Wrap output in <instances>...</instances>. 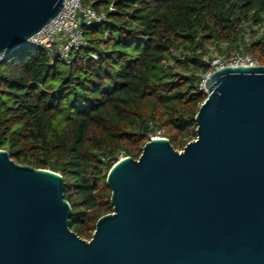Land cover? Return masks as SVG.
<instances>
[{
	"label": "water",
	"instance_id": "obj_1",
	"mask_svg": "<svg viewBox=\"0 0 264 264\" xmlns=\"http://www.w3.org/2000/svg\"><path fill=\"white\" fill-rule=\"evenodd\" d=\"M63 1L0 0V53ZM205 87L194 139L152 137L112 165V212L88 240L69 228L61 175L0 149V264H264V66L216 70Z\"/></svg>",
	"mask_w": 264,
	"mask_h": 264
},
{
	"label": "trees",
	"instance_id": "obj_2",
	"mask_svg": "<svg viewBox=\"0 0 264 264\" xmlns=\"http://www.w3.org/2000/svg\"><path fill=\"white\" fill-rule=\"evenodd\" d=\"M82 4L107 21L83 25L86 44L69 66L30 47L0 65V149L61 175L69 228L88 240L112 212L106 176L121 156L138 158L155 133L177 150L196 137L210 47L226 58L241 49L264 66V0ZM178 49L183 57H170Z\"/></svg>",
	"mask_w": 264,
	"mask_h": 264
},
{
	"label": "built area",
	"instance_id": "obj_3",
	"mask_svg": "<svg viewBox=\"0 0 264 264\" xmlns=\"http://www.w3.org/2000/svg\"><path fill=\"white\" fill-rule=\"evenodd\" d=\"M113 9L112 4L108 6V12ZM107 21L106 12H96L93 8L84 6L82 0H64L60 11L50 19L43 27L29 37L23 46L43 51L49 63L61 61L65 66L71 64L75 52L86 44L83 25L92 23L102 24ZM11 51L0 53V65ZM90 57L96 58L94 53ZM170 57L182 58L181 49L172 50ZM209 69L200 74L198 88L206 93L205 81L212 72L225 67H253L258 62L248 53L241 49L231 54L230 57H218L216 59L204 57ZM167 61L165 64H169Z\"/></svg>",
	"mask_w": 264,
	"mask_h": 264
},
{
	"label": "rangeland",
	"instance_id": "obj_4",
	"mask_svg": "<svg viewBox=\"0 0 264 264\" xmlns=\"http://www.w3.org/2000/svg\"><path fill=\"white\" fill-rule=\"evenodd\" d=\"M26 46H21V47H19L18 48V52L21 50V49H23V48H25ZM210 49V52H208V53H206V54H204V57H209V58H213V59H216V58H218V57H221V55H219V54H217L216 53V51H211V47L209 48ZM16 51V54L18 53ZM11 55V53L8 55V57ZM152 137H163L162 135H160L159 133H155ZM151 137V138H152ZM122 157V156H121Z\"/></svg>",
	"mask_w": 264,
	"mask_h": 264
},
{
	"label": "bare ground",
	"instance_id": "obj_5",
	"mask_svg": "<svg viewBox=\"0 0 264 264\" xmlns=\"http://www.w3.org/2000/svg\"><path fill=\"white\" fill-rule=\"evenodd\" d=\"M154 138H158V137H154Z\"/></svg>",
	"mask_w": 264,
	"mask_h": 264
}]
</instances>
